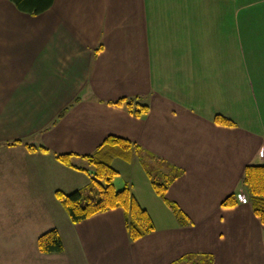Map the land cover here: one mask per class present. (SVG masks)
Segmentation results:
<instances>
[{"label": "crops", "instance_id": "obj_1", "mask_svg": "<svg viewBox=\"0 0 264 264\" xmlns=\"http://www.w3.org/2000/svg\"><path fill=\"white\" fill-rule=\"evenodd\" d=\"M253 77L264 91V0H54L33 15L0 0V264H171L203 253L209 264H264L247 191V203L221 205L245 188L247 165L264 164ZM120 98L148 109L135 116ZM110 134L183 170L165 195L189 222L174 212L179 222L156 225L148 207L156 197L168 206L136 156L116 159L137 173L138 186H125L153 232L129 240L120 208L70 221L55 191L86 186L93 170L54 153H92ZM52 228L64 250L42 253L37 238Z\"/></svg>", "mask_w": 264, "mask_h": 264}, {"label": "trees", "instance_id": "obj_2", "mask_svg": "<svg viewBox=\"0 0 264 264\" xmlns=\"http://www.w3.org/2000/svg\"><path fill=\"white\" fill-rule=\"evenodd\" d=\"M21 12L27 14H39L50 8L54 0H9ZM114 104H125L128 111L138 116L146 112L148 106L136 101V98H120ZM60 113L59 116H61ZM215 120L224 124H233V121L216 115ZM15 140L12 143H20ZM29 151L50 150L43 145L35 146L24 143ZM143 150L140 146L127 138L118 135H107L97 148L89 154L78 155L72 153H54L55 158L68 166L88 172V167H82L73 163L74 157L84 158L92 168L89 183L70 193L55 191V195L72 223H79L97 213L114 208L122 209L124 213L125 227L129 240L136 241L155 230V224L147 211L135 198L128 186L116 190L113 179L118 171L113 168L111 161L116 158L129 160L133 156L138 157L151 180L152 187L165 204L172 208L178 217H184L187 222L189 218L182 212L176 203L166 198L169 185L182 174L183 170L177 166L167 164L162 159L151 156L144 159ZM166 165L165 170L163 165ZM162 167V168H161ZM243 185L247 191L253 213L264 225V164H249L243 173ZM234 193L223 199L221 205L234 206L236 204ZM181 217V218H182ZM37 247L42 253H61L64 250L62 238L57 229L52 228L41 233L37 238ZM183 258V262L180 261ZM171 264H209L213 256L203 253L199 258L196 254H187Z\"/></svg>", "mask_w": 264, "mask_h": 264}, {"label": "rangeland", "instance_id": "obj_3", "mask_svg": "<svg viewBox=\"0 0 264 264\" xmlns=\"http://www.w3.org/2000/svg\"><path fill=\"white\" fill-rule=\"evenodd\" d=\"M239 45H241V44H239ZM241 46H243V45H241ZM243 48H244V50L241 49V54H242V52H243V54H246L245 47L243 46ZM250 82H252V84H253L252 93H253V106H254L255 114L259 118L260 117L264 118V102H263L264 91L262 89V81L257 80L255 77H253V79ZM241 99H243V98H241ZM239 103L240 104L238 106L236 114L242 115L245 106L241 105V104L245 103V105H246L245 98L242 102H239ZM112 166H113V168L118 170V174H116L114 179H113V184H114V187L116 190L122 189L125 186L126 181H128L129 184H130V182L135 184V187L138 186L139 181L137 179V173H135L133 175V177L131 176L133 170L129 164L125 163L123 160L114 159ZM244 189L245 188L239 187L238 190L236 191V193H234L236 196V200L240 203H247L246 195L244 192L246 190H244ZM140 192L143 193L142 191H140ZM156 199H157V202L154 203V205L152 207H148V208H149V211L151 212L152 217H153L157 226H164L166 222H168L169 224H172L173 222L177 223V221L179 222L181 220L176 215H174V211L172 208L166 207L162 203V201L159 197H156ZM142 202H143V204H145L148 201L143 200Z\"/></svg>", "mask_w": 264, "mask_h": 264}]
</instances>
